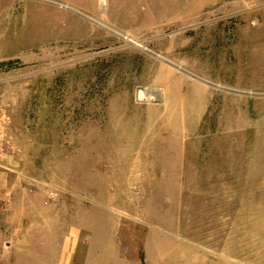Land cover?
<instances>
[{
	"label": "rangeland",
	"instance_id": "374dc122",
	"mask_svg": "<svg viewBox=\"0 0 264 264\" xmlns=\"http://www.w3.org/2000/svg\"><path fill=\"white\" fill-rule=\"evenodd\" d=\"M56 2L0 0V58L32 54L52 40L55 29L46 20L56 14L68 15L76 26L61 28L78 39L75 45L60 43L63 50L92 41L89 50L55 59L48 77L27 78L36 79L28 89L12 96L11 84L0 87V165L7 166H0V183L21 173L55 181L62 187L63 211H89L107 201L126 224L155 226L173 241L172 264H264V0H215L200 17L149 29L123 28L109 19V7L119 0H103L99 17L82 11L140 33L148 50L118 48L103 27ZM235 4L244 6L237 10ZM191 24L208 31L204 49L216 65L204 74L156 49L192 30ZM131 55L134 61L126 58ZM167 63L207 89L203 101L187 102L202 106L165 105ZM32 64H23L24 70ZM38 85L40 97L33 93ZM148 92L156 99L147 105L131 102L139 94L149 98ZM28 107L31 118L25 116ZM13 147L19 152L14 157L7 152ZM11 158L20 165L12 171ZM143 231L125 236L139 240L144 263ZM117 247L123 257L111 252L100 260L136 261L135 244Z\"/></svg>",
	"mask_w": 264,
	"mask_h": 264
},
{
	"label": "crops",
	"instance_id": "0c3cea01",
	"mask_svg": "<svg viewBox=\"0 0 264 264\" xmlns=\"http://www.w3.org/2000/svg\"><path fill=\"white\" fill-rule=\"evenodd\" d=\"M56 1L71 6L74 3L76 9L97 17L101 15L104 4L103 0ZM214 1L119 0L117 6L109 7L107 16L116 22L119 27L149 29L164 21L183 23L189 21L190 18L200 17L207 5ZM70 18H68V15L60 16L56 14L47 18V20L45 19L48 25L55 29L53 35L56 34L57 36L55 35L52 40L42 42L41 51L37 50L32 54L21 55L20 57L0 58V87L11 84V95L13 96L16 91L28 89L29 86H32L30 84L36 80L29 81L31 83L27 82V78L23 75L27 74L26 71L29 68L24 70L23 64L34 63L32 66L40 65L45 60H55L62 55L73 54L82 47L83 50H86V48L89 50L91 40L83 43V45L76 46L73 50L70 48H68L70 51L63 50L64 47L60 43L78 41V39L67 38L61 31L63 27L76 30L75 25V27L70 25ZM189 28H192V30L185 32L179 38L169 40L166 47L165 45H159L156 46V49L163 51L175 62L182 63L193 73L204 74L212 65L209 63V57L204 49L205 41L209 38L208 31L204 29V25L199 24H191ZM217 36L219 37V35ZM80 43L82 42L80 41ZM134 57L131 55L126 58L134 61ZM139 65L141 64L139 63ZM167 65L169 66L166 68L167 71L165 70L162 73L165 81L161 83V87L165 89V105L169 107L202 106L203 104L194 105L187 102L197 104V102L203 101L201 93L208 94L207 89L197 87L200 81L192 78L185 71H179V68L172 64L167 63ZM215 65L216 63L212 66ZM156 66L158 67V65ZM151 72L157 76V69H152ZM45 73L43 72L41 76L48 77ZM19 76L22 80L19 79ZM39 79L41 81V77ZM152 84L161 85L158 81H153ZM38 92L40 97V85L33 91L35 94ZM153 92H148L152 94L149 98L144 94L145 100L140 99L139 95L135 98L129 96L128 99L133 98L131 101L133 104L147 105V100L156 99ZM33 97L35 101V95H32ZM33 113H29L28 107L25 116L31 118ZM8 118L14 120V116ZM8 129L10 130V127H5L7 132ZM14 129L17 128L12 127V131ZM12 150L9 151L7 148L9 156L19 155L15 147ZM5 152H2L3 155ZM14 161L11 158L9 162L11 171L12 168L16 170L20 167ZM2 167L7 166L2 165ZM26 171L28 172V170ZM17 175H11V180L2 178L3 180L0 183L1 264H114L113 262H104L100 258L108 257L111 252H114L117 257H123L120 248L117 246L125 241L135 244L136 253H133V255L136 257V261L132 264H150L149 259L153 260L151 261L152 264H172L176 252V250L175 252L173 250V241L163 238V234L158 233L157 227L146 224L144 227L134 226V228L130 224H126L122 221L123 219L118 218L119 214L116 215L117 213L110 212L107 201L100 202L103 206H99L96 202L89 211L87 209H84V212L63 211L61 204L62 187L59 183L36 179L29 174L24 175L21 173L20 176ZM131 231H134V233L143 231L147 236L144 241V252L148 261L144 263L141 256H139L141 247L139 240L137 238H131L130 240L127 238ZM147 246L149 248L146 249ZM182 249L187 253L189 252L188 247L181 246V251Z\"/></svg>",
	"mask_w": 264,
	"mask_h": 264
},
{
	"label": "built area",
	"instance_id": "2783aa9c",
	"mask_svg": "<svg viewBox=\"0 0 264 264\" xmlns=\"http://www.w3.org/2000/svg\"><path fill=\"white\" fill-rule=\"evenodd\" d=\"M56 4L59 6V8L61 9H68V10H72L75 11L76 13H80L82 18H84L85 20L91 21L95 24L100 25L101 27H103L108 33L109 35L114 38V40L116 41V43L119 45L118 48H137V47H141L145 50H148L147 47H144L141 43V34L138 32H130V31H126L120 28H117L113 25H110L108 23H105L104 21H101L99 18H94L92 16H89L86 13H83L82 11H78L76 10L73 6L69 5V4H64V3H58L56 2ZM236 8L237 10L241 9L242 6H238L237 4ZM221 9L223 10L224 14H226V7L223 6L221 7ZM213 13H215L216 11H212ZM177 27V26H176ZM178 30H182V28L177 27ZM72 43V42H71ZM73 44L75 45L76 42H73ZM65 46V45H62ZM39 51H41V48L38 49ZM55 64L56 62H54L53 60H45L43 63H41L40 65H34L32 66V69H28L26 72L27 74L23 75L26 78H30L33 76H37V75H41L43 74V72H47L49 71H53L55 70ZM19 79L21 80V77L19 76Z\"/></svg>",
	"mask_w": 264,
	"mask_h": 264
},
{
	"label": "bare ground",
	"instance_id": "6f19581e",
	"mask_svg": "<svg viewBox=\"0 0 264 264\" xmlns=\"http://www.w3.org/2000/svg\"><path fill=\"white\" fill-rule=\"evenodd\" d=\"M207 81H208V80H207ZM156 94H157L158 97H160V95H161V93H159V92H156Z\"/></svg>",
	"mask_w": 264,
	"mask_h": 264
},
{
	"label": "water",
	"instance_id": "95a60500",
	"mask_svg": "<svg viewBox=\"0 0 264 264\" xmlns=\"http://www.w3.org/2000/svg\"><path fill=\"white\" fill-rule=\"evenodd\" d=\"M142 92H140V94H141ZM140 94H139V97H140ZM144 97L142 96L140 99H143Z\"/></svg>",
	"mask_w": 264,
	"mask_h": 264
}]
</instances>
